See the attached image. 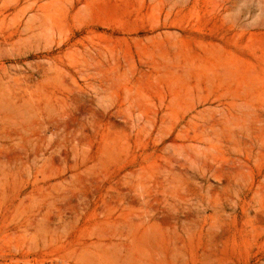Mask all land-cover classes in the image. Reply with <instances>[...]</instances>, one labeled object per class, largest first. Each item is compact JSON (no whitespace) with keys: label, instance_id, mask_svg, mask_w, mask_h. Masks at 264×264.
I'll use <instances>...</instances> for the list:
<instances>
[{"label":"rangeland","instance_id":"1","mask_svg":"<svg viewBox=\"0 0 264 264\" xmlns=\"http://www.w3.org/2000/svg\"><path fill=\"white\" fill-rule=\"evenodd\" d=\"M0 264H264V0H0Z\"/></svg>","mask_w":264,"mask_h":264}]
</instances>
